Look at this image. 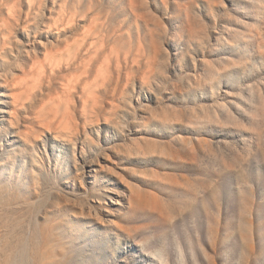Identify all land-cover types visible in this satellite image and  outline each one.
Segmentation results:
<instances>
[{
    "label": "rangeland",
    "instance_id": "obj_1",
    "mask_svg": "<svg viewBox=\"0 0 264 264\" xmlns=\"http://www.w3.org/2000/svg\"><path fill=\"white\" fill-rule=\"evenodd\" d=\"M48 1L43 20L57 13ZM67 1L78 14L94 8L98 23L120 32L116 46L129 49L135 74L117 84V109L105 100L106 118L102 112L96 124L87 123L75 144L45 130L36 146L22 144L16 159L29 157L23 170L38 152L58 172L37 219L53 253L42 242L31 250L38 252L33 262L264 264V0ZM149 42L153 72L144 63L152 58H145ZM137 55L142 63L131 61ZM143 70L152 72L145 73L150 80ZM0 86V118L7 123L11 102ZM1 134L0 156L5 146L14 148L10 138L21 137L15 129ZM96 185L109 197L97 198Z\"/></svg>",
    "mask_w": 264,
    "mask_h": 264
},
{
    "label": "bare ground",
    "instance_id": "obj_2",
    "mask_svg": "<svg viewBox=\"0 0 264 264\" xmlns=\"http://www.w3.org/2000/svg\"><path fill=\"white\" fill-rule=\"evenodd\" d=\"M32 1L33 0H0V85L5 88L4 91L10 98L9 102H11L7 123L3 118H0V141L3 139L1 131L6 134L10 129H15L19 136H21L19 139L17 138L18 140L10 138L9 140L11 141H9V144L13 145L14 148L5 146L6 154H1L0 156V264L34 263L35 254L38 252L32 253L33 251L31 250H38L37 248L46 241V236L43 237L42 234L43 227H41L42 229L38 227L37 219L39 218L40 210L45 203L44 198L50 193L49 191V193L46 191L48 185L51 183L53 184V181L56 178L58 179L56 168L54 167L55 171L54 169H52V171L48 168L51 163L50 160H48L49 156H47V158L45 157L47 159L45 160L44 157L40 155L41 153L39 154L38 152H35L36 155L34 158L31 157L27 169L23 170L22 168L25 165V162L28 161L29 157H22L20 163H18V160L16 159L17 156L21 157L22 144L24 145V143L29 142L30 146H36V141L39 140L41 133L44 134V130L47 132H53L55 136L56 134L63 135L61 137L65 136L69 142L74 143V140L79 133L84 134L87 123L91 124L93 119L97 120V122L99 121L98 119L100 117L98 118V116H101L104 109H107L104 106L107 105L105 100L108 102L109 108H112V106L114 107L115 105L114 102H116V104L118 102V100H114V97H119L120 95L118 99L122 98V91H120L121 94L117 93V84L120 82V79L122 83L125 81V83L128 84L127 82L131 79L130 75L132 74L131 76H134L133 74H135L131 73L129 68V66L133 64L129 63V55H127L130 53L129 49L126 51L129 53H121L120 48H118L121 47L120 44L118 43L119 46H116L120 37V32L116 34L114 31H110L109 25H105L109 27L107 29L101 20V23H98V20L96 19V16L98 15L90 14L94 8L91 11L87 10L89 7L87 5L88 7L85 11L82 9L78 14V11L75 8L67 4L68 2L70 3V1L66 0V3L65 0H60L59 3H56L58 0H54L53 4L58 5V7L55 5L58 8L57 13L55 9V11H53L45 8L47 11L51 10L56 13H54L55 16L53 17L50 14L51 18L45 16L47 18L46 20L49 19L47 22L42 19V15L46 13L43 9L45 7V3H43L44 0H36V4ZM46 1L48 0H45V2ZM134 1L132 3H134ZM23 2L27 3L25 7L22 4ZM78 2L79 1H77V3ZM47 3L46 5L48 6L49 3ZM89 4L91 5V3ZM135 4L137 3H134L133 5ZM77 6L78 5H76V8L81 7ZM135 6L132 7L133 10ZM83 7L85 8L86 6ZM79 9L80 8H78V10ZM99 11L98 13H100ZM138 11L136 9V13L140 15V12ZM46 15L48 16L49 14ZM138 15L136 17L141 18L138 17ZM77 16H79L80 19H78ZM106 19L109 18L106 17ZM78 20L83 22L81 23V21ZM137 20L139 19H136V21ZM121 21L117 24H120ZM145 27L147 28L148 26ZM147 29H149V27ZM153 29L155 30V28ZM19 31L20 33L23 32V35L26 38L25 40L20 38L21 35L19 37L17 36L20 34ZM112 32H114V34ZM122 32L124 31L121 30V34ZM129 32L130 27L128 33ZM147 33L148 35H151V31H147ZM52 34H54V36ZM130 36L131 34L129 33L128 38L131 39ZM139 36H141V34ZM110 38H112L111 41L114 42L111 43ZM124 38L127 39V37ZM122 39L121 42L123 41ZM153 41L154 38L151 42ZM158 42L160 43V41ZM130 43L126 40L125 44ZM137 43L133 46L134 48H137L136 46L139 44ZM144 44H146L145 41L143 45ZM132 45L133 43L130 46ZM123 47H125V45ZM139 47L138 49H141V46ZM143 47L144 46H142V48ZM147 47L149 48L150 46L147 45ZM154 47L156 49L153 48V44L151 49L147 50V48L144 47L148 51V53L147 51L145 52L148 56L142 53L140 55V51H143L142 49L140 51H137L136 49V51L137 53L139 52L138 54L140 56L145 55V58L149 59V57H152V53L149 55V50L150 52L153 51L152 49H155V52L157 50L155 43ZM159 49L161 48L159 47ZM132 54L135 55V52L132 51ZM156 54L158 53L156 52ZM135 56L131 57L132 62H135V60L137 61L136 63H138L139 60H141V63L143 62L142 57L139 56L140 59L139 57L135 58ZM154 57L149 60L144 59V63L146 64L147 62L146 65L144 63L140 64V62L139 64L149 66V63L152 62L151 59ZM125 64L129 65L126 66ZM151 65L150 71L153 72V65ZM123 69L124 72H122ZM152 72L151 74L150 72L147 73L150 74H148L149 76H152ZM122 73H124L125 77V79L123 77V81L121 78L123 76ZM142 73L140 75H144L146 72H144V74ZM146 74L145 76L148 77ZM148 80H150L149 77ZM126 84H123V86H126ZM120 86L121 88L119 87V90L124 89L122 88V85ZM109 102H111V104L114 103V105L112 104L111 106ZM0 103L5 104L3 101H0ZM116 106L117 105L112 109H117ZM110 109L108 110L109 112ZM129 110L131 109L129 108ZM110 113L114 114L115 112L112 110ZM102 115L104 116L105 112ZM80 116L82 121L77 122V118ZM94 123L96 124V121ZM124 125L125 124H123V126ZM92 140L94 141V139ZM1 144L2 143H0V146ZM74 158H76L75 153ZM84 163L86 164V160L82 157L81 166L79 164L80 168L84 166ZM14 167L16 170H14ZM76 172L79 173L78 171ZM98 187L100 186H97L96 193L100 190ZM108 191L109 189H105V192ZM97 196V198L109 197L107 196V193L104 194L103 192L102 194L99 192ZM45 227L44 230L46 229L45 232H47L49 228L47 229V227ZM49 227L51 229V226ZM46 243L44 247H42L43 249L46 247ZM48 246L49 245L45 248V251H47L46 249H50ZM43 249L40 251V255H44L42 254L44 251ZM48 251L53 253L52 249ZM48 251L47 253H49ZM47 259L46 262H48L50 258ZM53 260L54 258L51 259V261ZM38 261L39 260H37V262Z\"/></svg>",
    "mask_w": 264,
    "mask_h": 264
}]
</instances>
